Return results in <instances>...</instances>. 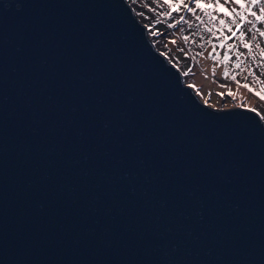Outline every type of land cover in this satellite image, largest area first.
Here are the masks:
<instances>
[{
    "label": "water",
    "instance_id": "water-1",
    "mask_svg": "<svg viewBox=\"0 0 264 264\" xmlns=\"http://www.w3.org/2000/svg\"><path fill=\"white\" fill-rule=\"evenodd\" d=\"M189 86L126 0H0V264H264V122Z\"/></svg>",
    "mask_w": 264,
    "mask_h": 264
},
{
    "label": "rangeland",
    "instance_id": "rangeland-1",
    "mask_svg": "<svg viewBox=\"0 0 264 264\" xmlns=\"http://www.w3.org/2000/svg\"><path fill=\"white\" fill-rule=\"evenodd\" d=\"M126 1L154 47L201 101L250 107L264 122V0H198L199 8L197 0H178L181 6L169 16L163 15L168 11L163 0H142L141 8L139 0Z\"/></svg>",
    "mask_w": 264,
    "mask_h": 264
},
{
    "label": "snow or ice",
    "instance_id": "snow-or-ice-1",
    "mask_svg": "<svg viewBox=\"0 0 264 264\" xmlns=\"http://www.w3.org/2000/svg\"><path fill=\"white\" fill-rule=\"evenodd\" d=\"M163 3L167 6V9H168L167 12L163 13V15H166V16L171 15V13H172L173 10L178 9L181 6L179 4L178 0H177L176 3H173V0H163ZM183 6L185 8H187V5H183ZM196 7L197 8L200 7V4H199L198 0H197V3H196ZM188 10L191 11L192 9L188 8ZM167 27L168 28H172V27H174V25L169 24ZM152 35L155 36V35H157V33L156 32H152ZM262 35H264V33H262ZM184 39L187 40V37L185 36ZM170 43H173L174 44V43H176V41L172 40V41H170ZM226 59H227V56H225V60ZM225 76H227V73H225ZM189 87H192V86L190 85ZM242 87L248 88V85L247 84H244V85H242ZM249 90L251 91V89H249ZM256 94L257 95H260V93H256ZM220 95H224V94L221 93ZM227 95H232V93L231 92H228ZM261 99H264V96H261Z\"/></svg>",
    "mask_w": 264,
    "mask_h": 264
},
{
    "label": "trees",
    "instance_id": "trees-1",
    "mask_svg": "<svg viewBox=\"0 0 264 264\" xmlns=\"http://www.w3.org/2000/svg\"><path fill=\"white\" fill-rule=\"evenodd\" d=\"M138 2H139V7L137 6L138 8H141V6H143V7L146 6V5H145L146 3H144L142 0H139ZM154 31H155V30H154ZM156 31H157V29H156Z\"/></svg>",
    "mask_w": 264,
    "mask_h": 264
},
{
    "label": "clouds",
    "instance_id": "clouds-1",
    "mask_svg": "<svg viewBox=\"0 0 264 264\" xmlns=\"http://www.w3.org/2000/svg\"><path fill=\"white\" fill-rule=\"evenodd\" d=\"M17 8H19V5H17Z\"/></svg>",
    "mask_w": 264,
    "mask_h": 264
}]
</instances>
